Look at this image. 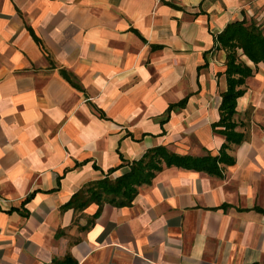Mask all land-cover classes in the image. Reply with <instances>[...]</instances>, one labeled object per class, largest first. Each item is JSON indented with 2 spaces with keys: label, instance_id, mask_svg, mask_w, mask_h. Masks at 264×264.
Returning <instances> with one entry per match:
<instances>
[{
  "label": "crops",
  "instance_id": "0c3cea01",
  "mask_svg": "<svg viewBox=\"0 0 264 264\" xmlns=\"http://www.w3.org/2000/svg\"><path fill=\"white\" fill-rule=\"evenodd\" d=\"M241 22L264 30V0H0V264H264V64L244 56L221 177L165 168L130 206L67 207L151 150L220 155L217 38Z\"/></svg>",
  "mask_w": 264,
  "mask_h": 264
},
{
  "label": "trees",
  "instance_id": "16d2710c",
  "mask_svg": "<svg viewBox=\"0 0 264 264\" xmlns=\"http://www.w3.org/2000/svg\"><path fill=\"white\" fill-rule=\"evenodd\" d=\"M217 45L218 50L227 53L228 81V89L222 95L221 120L214 126V131L224 136L228 143L222 147L220 155L195 159L172 154L166 148L151 150L140 161L131 165L129 173L113 181L107 177L91 185L74 196L67 207L84 210L94 203L100 206L104 204L130 206L138 196L139 188L152 184L155 177L165 168L177 167L222 176L220 165L233 164L227 154L230 145L240 144L244 139L243 135L235 132L237 124L234 118L237 114L238 100L245 94L243 87L246 80L254 75V71L241 59V56L246 57L256 66L264 64V31L256 22L235 23L218 36ZM239 52L242 54L239 55ZM62 75L72 85H76L70 74L62 72Z\"/></svg>",
  "mask_w": 264,
  "mask_h": 264
},
{
  "label": "rangeland",
  "instance_id": "374dc122",
  "mask_svg": "<svg viewBox=\"0 0 264 264\" xmlns=\"http://www.w3.org/2000/svg\"><path fill=\"white\" fill-rule=\"evenodd\" d=\"M259 24H261V23L259 22ZM263 31H264V30H263ZM239 55H241V52H239ZM243 61L246 62V59H243ZM110 180L113 181V179H110ZM84 196H87V195H84Z\"/></svg>",
  "mask_w": 264,
  "mask_h": 264
}]
</instances>
